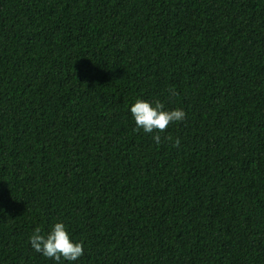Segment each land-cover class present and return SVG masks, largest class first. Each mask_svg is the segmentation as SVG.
I'll return each instance as SVG.
<instances>
[{
	"label": "trees",
	"instance_id": "1",
	"mask_svg": "<svg viewBox=\"0 0 264 264\" xmlns=\"http://www.w3.org/2000/svg\"><path fill=\"white\" fill-rule=\"evenodd\" d=\"M57 222L59 264H264V0H0V264Z\"/></svg>",
	"mask_w": 264,
	"mask_h": 264
},
{
	"label": "clouds",
	"instance_id": "2",
	"mask_svg": "<svg viewBox=\"0 0 264 264\" xmlns=\"http://www.w3.org/2000/svg\"><path fill=\"white\" fill-rule=\"evenodd\" d=\"M175 94L174 90H170ZM130 112L136 124V130H143L145 133H156L153 139L157 144L162 142L161 133L167 131L169 125L175 122H182L186 118V113L181 108L174 110H165V105L156 100L154 103L143 99H136L131 106ZM166 140H172L171 136L164 137ZM180 140L177 138L174 147H179ZM29 243L37 253L44 257L61 262L76 261L84 255L83 242H74L63 222L55 223L49 233L42 234L41 228L34 229L29 238Z\"/></svg>",
	"mask_w": 264,
	"mask_h": 264
}]
</instances>
